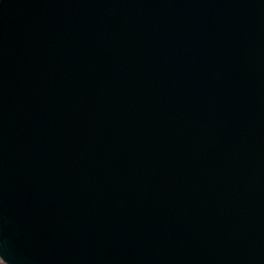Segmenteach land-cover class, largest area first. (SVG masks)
Instances as JSON below:
<instances>
[{"label":"water","instance_id":"1","mask_svg":"<svg viewBox=\"0 0 264 264\" xmlns=\"http://www.w3.org/2000/svg\"><path fill=\"white\" fill-rule=\"evenodd\" d=\"M4 264H264V0H0Z\"/></svg>","mask_w":264,"mask_h":264},{"label":"trees","instance_id":"2","mask_svg":"<svg viewBox=\"0 0 264 264\" xmlns=\"http://www.w3.org/2000/svg\"><path fill=\"white\" fill-rule=\"evenodd\" d=\"M0 264H4V263L0 260Z\"/></svg>","mask_w":264,"mask_h":264}]
</instances>
